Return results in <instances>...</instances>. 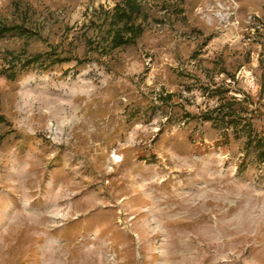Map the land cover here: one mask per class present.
Segmentation results:
<instances>
[{"label":"rangeland","instance_id":"obj_1","mask_svg":"<svg viewBox=\"0 0 264 264\" xmlns=\"http://www.w3.org/2000/svg\"><path fill=\"white\" fill-rule=\"evenodd\" d=\"M122 2L0 0V264H264V162L201 119L264 132V0H141L111 51Z\"/></svg>","mask_w":264,"mask_h":264},{"label":"trees","instance_id":"obj_2","mask_svg":"<svg viewBox=\"0 0 264 264\" xmlns=\"http://www.w3.org/2000/svg\"><path fill=\"white\" fill-rule=\"evenodd\" d=\"M141 0H123L122 4H118L114 9L112 17V28L110 29V50L114 51L121 47L133 45L138 37L143 33L140 25L134 24V19L141 13ZM120 25H122L120 27ZM16 27L0 26V38L16 31ZM70 59H62L55 52L47 54H37L28 58L22 63V68L31 66H42L44 68L52 67L57 64L69 62ZM8 79L14 80L15 73L7 76ZM214 95L220 97L219 104L211 111L203 114L201 119L205 122H212L223 131L222 139L228 143L229 130L235 139L243 133L246 138V147H252L255 150L256 158L259 162H264V132L256 134L253 131L252 119L254 113L248 116L247 112L235 110V106L239 104L237 100L229 101L221 98L220 92L215 91ZM243 113V114H240ZM244 122L242 128L239 126ZM241 129V130H239Z\"/></svg>","mask_w":264,"mask_h":264}]
</instances>
